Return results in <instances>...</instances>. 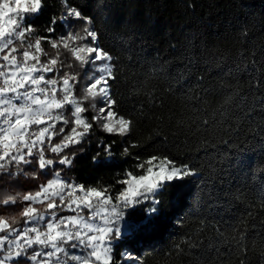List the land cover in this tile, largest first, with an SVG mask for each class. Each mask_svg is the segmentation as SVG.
I'll list each match as a JSON object with an SVG mask.
<instances>
[{
	"label": "snow or ice",
	"instance_id": "6c2138e0",
	"mask_svg": "<svg viewBox=\"0 0 264 264\" xmlns=\"http://www.w3.org/2000/svg\"><path fill=\"white\" fill-rule=\"evenodd\" d=\"M62 3L65 11L51 16L41 35L31 22L44 12L46 0H0V181L45 178L24 192L0 189V264H142L128 245L155 232L163 212L159 197L166 190L178 191L197 178L210 204L220 195L227 200L225 185L247 154L257 147L264 153V48L259 56L241 52L233 64H217L221 87L211 90L204 84L209 70L195 54L175 61V68L165 60V90L183 94L194 113L183 126L194 155L181 162L156 154L141 160L137 154L142 172L125 171L116 181L119 188L87 185L65 175L86 138L99 128L126 139L134 121L118 107L117 58L101 45L94 17L71 0ZM57 25H64L59 36ZM213 92L223 100L209 113L204 105ZM114 143L97 139L91 157L97 167L117 166ZM135 147L129 143L123 155H132L129 148ZM260 174L264 192V167ZM261 201L264 210V196ZM255 208L249 205L228 224L231 240L216 227L214 239L177 245L185 264H228L219 259L220 244L231 245L237 264H250L253 245L246 241L257 228L254 234L264 240V218L257 224ZM199 224L211 227L213 221L201 218ZM255 264H264V251Z\"/></svg>",
	"mask_w": 264,
	"mask_h": 264
},
{
	"label": "trees",
	"instance_id": "16d2710c",
	"mask_svg": "<svg viewBox=\"0 0 264 264\" xmlns=\"http://www.w3.org/2000/svg\"><path fill=\"white\" fill-rule=\"evenodd\" d=\"M71 3L79 5L85 15L94 17L101 45L117 58L119 71L113 85L115 98L121 113L134 121L133 131L126 139L110 136L99 128L86 138L84 151H77L73 166L65 170V175L87 185H116L119 188L116 181L125 171L142 172L136 168L137 154L141 160L156 154L170 155L181 162L186 156L194 155L187 146L186 128L183 127L191 123L194 113L183 94L165 90L169 79L162 68L165 60L173 62L175 68V61L195 54L202 61L201 66L209 70V79L204 84L211 90L221 87L216 75L217 64L231 65L241 52L256 51L259 56L264 48V0H71ZM64 11L62 0H46L44 12L31 22L36 33L42 35L49 18L59 17ZM63 27L57 25V36ZM73 27L78 30L80 23L74 21ZM244 31L247 37L242 35ZM49 54L52 55L51 49ZM74 71L80 69L77 67ZM222 100L221 95L213 92L204 108L211 113ZM97 139L107 143L115 141L113 150L117 166L100 168L92 162ZM129 143H135L137 147L129 148L132 155H123V149ZM262 160L264 153L258 147L247 154L233 180L225 185L229 190L227 200L220 195L219 202L210 204L201 193L197 178L178 191L166 190L159 197L163 212L155 232L128 247L136 249L142 264H185V257L179 254L177 245L184 248L197 239H214L216 227L231 240L234 233L228 224L234 223L233 218L251 204L256 205L258 224L259 219L264 218V210L260 209L264 192L259 189L260 169L264 167ZM249 164L251 170L247 169ZM44 179L32 181L21 176L18 182H13L5 178L0 181V189L24 192L33 189L36 183H43ZM142 207L137 208L138 213ZM15 212L18 209L5 214ZM201 218H206V222L212 220L213 226H201ZM248 223H252L251 218ZM258 231L259 228L253 230L246 241L253 245L248 254L250 264H255L264 251V240L254 234ZM219 248L220 260L237 264V257L231 255V245L220 244ZM212 259H218L215 252Z\"/></svg>",
	"mask_w": 264,
	"mask_h": 264
},
{
	"label": "rangeland",
	"instance_id": "374dc122",
	"mask_svg": "<svg viewBox=\"0 0 264 264\" xmlns=\"http://www.w3.org/2000/svg\"><path fill=\"white\" fill-rule=\"evenodd\" d=\"M10 6H14V4H10ZM10 15H12L11 13H10ZM45 48H46V46H45ZM49 49H51L50 47H49ZM49 49L48 48H46V50L49 52ZM52 50V49H51ZM52 54H54V50H52ZM77 68V67H76ZM75 68V69H76ZM75 69H73V70H75Z\"/></svg>",
	"mask_w": 264,
	"mask_h": 264
}]
</instances>
